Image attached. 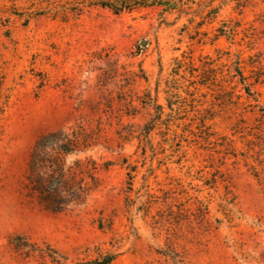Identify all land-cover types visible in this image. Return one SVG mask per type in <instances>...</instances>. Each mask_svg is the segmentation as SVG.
<instances>
[{
    "label": "rangeland",
    "instance_id": "rangeland-1",
    "mask_svg": "<svg viewBox=\"0 0 264 264\" xmlns=\"http://www.w3.org/2000/svg\"><path fill=\"white\" fill-rule=\"evenodd\" d=\"M160 1L0 0V264H264V0ZM76 126L53 212L31 154Z\"/></svg>",
    "mask_w": 264,
    "mask_h": 264
},
{
    "label": "trees",
    "instance_id": "trees-1",
    "mask_svg": "<svg viewBox=\"0 0 264 264\" xmlns=\"http://www.w3.org/2000/svg\"><path fill=\"white\" fill-rule=\"evenodd\" d=\"M91 2L109 8L115 13L137 7L167 4L160 0H91ZM241 82L243 84L245 78L242 77ZM251 86L244 83V90L248 96L253 94ZM89 146L88 134L82 126L47 133L36 142L30 158L28 180L34 191L50 200V209L53 212L83 204L92 191L82 177L83 162L77 160L73 166H67L65 161L67 155L82 152ZM89 178L94 181L93 175Z\"/></svg>",
    "mask_w": 264,
    "mask_h": 264
}]
</instances>
